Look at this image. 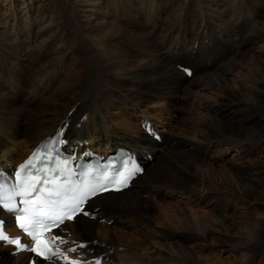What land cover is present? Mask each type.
Here are the masks:
<instances>
[{"label": "bare ground", "instance_id": "bare-ground-1", "mask_svg": "<svg viewBox=\"0 0 264 264\" xmlns=\"http://www.w3.org/2000/svg\"><path fill=\"white\" fill-rule=\"evenodd\" d=\"M263 41L264 0H0V170L58 126L79 155L122 146L145 170L59 228L64 249L77 245L71 255L101 264H264ZM185 63L192 76L179 70ZM181 103L202 112L190 136L170 129ZM212 146L243 157L228 164L233 186L208 178ZM161 192L203 201L210 213L187 203L170 210L156 203ZM232 202L244 209L239 223ZM210 239L246 254L206 253ZM30 257L0 242V264Z\"/></svg>", "mask_w": 264, "mask_h": 264}, {"label": "rangeland", "instance_id": "rangeland-1", "mask_svg": "<svg viewBox=\"0 0 264 264\" xmlns=\"http://www.w3.org/2000/svg\"><path fill=\"white\" fill-rule=\"evenodd\" d=\"M261 44H264V41ZM262 54H263V56H262ZM260 58L264 59V50L260 54ZM185 64H187L186 66L191 67V63H185ZM178 67H179L180 71L183 70L181 66H178ZM204 86H205V92L208 91V93L210 95H214L215 93L218 92V91H216L217 89H215V87H211L210 85L205 84V83H204ZM176 101H179V100H176ZM195 105L196 104L194 103V106ZM189 107L190 106L181 103L177 107V111H174L170 114L171 117H173L175 119L173 127L171 126L170 129H171V132L173 134H175L176 136H179V137H182L181 135L190 136V134L192 132H197L200 130L199 124H198L200 121H198L197 118L201 115L202 112L201 113L197 112L198 109L197 110H189ZM158 141H159V139H158ZM178 151H179V149H178ZM215 153H216V150L212 146V148L209 150V152L207 154V157H209V158H208V160L206 159L207 162H205V165H204V168L208 169V173H207L208 178L213 180L212 181V183H213L215 181L217 182V178L219 176V178L221 177L222 180L224 182H226V184H230L233 186V182L230 180L232 175H231V171L228 167V164L233 163V164L239 166L243 163V157H240V156L237 157V154H236L237 151L235 149H227V151L223 152L222 154H220L221 153L220 152V153H218V155H215ZM262 153L264 154V148H262ZM174 154H176V152L170 151L168 156H171ZM251 156H253V154ZM148 158L156 159V153L153 155V157L151 156V154H149ZM190 168L192 169V172L194 174H196V175L198 174L195 165L191 164ZM195 184L201 185V186H203L205 184L204 182L201 181L200 174L195 176ZM201 188L203 190L206 189V188H204V186ZM162 196H163L162 192L158 196H156L157 197L156 203L157 204H159V203L165 204V205L168 204V206L170 207L169 208L170 210H173V208H175V207H183V206L185 207L188 204L190 206L192 205V207L194 209L200 211V213L203 215H208V213H210L209 206L203 201H198L196 199H190V198L181 199L178 195H175V194L170 195V196H166L165 198L161 199ZM207 196H208V194H207ZM232 204H233L232 211H234L233 213H234L235 217L238 219V223H239V222H241V219L243 218L244 209H243V207H241V205H237L236 202H232ZM171 207H173V208H171ZM160 227H162V226H160ZM204 243L206 245V247H205L206 253H209V249L213 248L212 252L210 251L211 253H213V255H220V256L226 257V258L229 256L228 258H230L231 260H233L234 258H236L238 256L240 257V255H242V254H246V251H247L242 246H241V248H237V245H234V248L231 249L233 246H229L226 244H219V243L213 244L211 239L207 240ZM199 247H200V245H199Z\"/></svg>", "mask_w": 264, "mask_h": 264}, {"label": "snow or ice", "instance_id": "snow-or-ice-1", "mask_svg": "<svg viewBox=\"0 0 264 264\" xmlns=\"http://www.w3.org/2000/svg\"><path fill=\"white\" fill-rule=\"evenodd\" d=\"M185 71H187V69H185ZM93 194H94V192H93ZM51 196L59 198L60 191L57 190L55 192L50 193V197ZM8 199L10 201L11 197H9ZM56 203H57V199H51L50 198L49 204L54 205ZM73 203H74L75 207L70 208L69 210H71L74 213L75 210L79 208V205H80V203H82V201L73 197ZM0 206H2L5 210L10 211V212L16 211L15 205L12 203L4 202V197L2 195H0ZM17 222L19 223V226L21 228L25 229V231L27 232L30 225L34 227L36 224L39 223V219H28L27 217L18 216ZM29 234L31 235L33 233H29ZM0 241H3V242L8 243V244L16 245L18 248H27L28 247L26 244H24L21 241L20 237H10L4 231L3 221H0ZM41 243L42 242L37 239L36 246L34 248H32L31 250L37 252L39 256L47 258L45 250L40 248ZM72 264H82V262L74 260V261H72Z\"/></svg>", "mask_w": 264, "mask_h": 264}]
</instances>
